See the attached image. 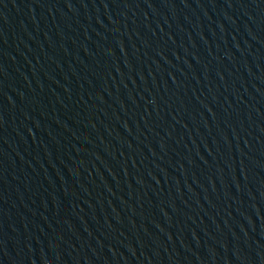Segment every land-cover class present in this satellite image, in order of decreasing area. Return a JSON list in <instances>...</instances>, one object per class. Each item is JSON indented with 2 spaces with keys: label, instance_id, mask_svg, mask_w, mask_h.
Listing matches in <instances>:
<instances>
[{
  "label": "water",
  "instance_id": "water-1",
  "mask_svg": "<svg viewBox=\"0 0 264 264\" xmlns=\"http://www.w3.org/2000/svg\"><path fill=\"white\" fill-rule=\"evenodd\" d=\"M160 264H264V0H62Z\"/></svg>",
  "mask_w": 264,
  "mask_h": 264
}]
</instances>
